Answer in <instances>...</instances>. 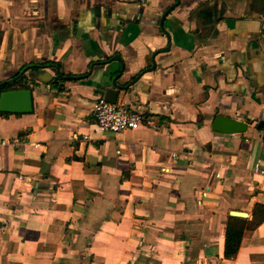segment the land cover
Returning <instances> with one entry per match:
<instances>
[{"label":"crops","instance_id":"crops-1","mask_svg":"<svg viewBox=\"0 0 264 264\" xmlns=\"http://www.w3.org/2000/svg\"><path fill=\"white\" fill-rule=\"evenodd\" d=\"M259 14L264 0H0V81L46 60L68 76L23 77L32 112L0 113L15 141L0 144V264H264V220L223 254L229 211L264 208ZM155 51L117 103L156 128L101 133L99 62L119 54L129 81ZM217 113L246 130L211 131Z\"/></svg>","mask_w":264,"mask_h":264},{"label":"water","instance_id":"water-1","mask_svg":"<svg viewBox=\"0 0 264 264\" xmlns=\"http://www.w3.org/2000/svg\"><path fill=\"white\" fill-rule=\"evenodd\" d=\"M167 12L168 11H164L159 22L161 28L164 31L165 29L163 26V20ZM168 49L169 47H166L162 50L168 51ZM157 53V51L152 53L151 65L147 66L145 69H141L140 71H138L136 76L129 81H122L120 79L124 71V62L122 61L119 54H114L106 61H100L99 63H101V65L107 66L105 67V69L100 71L99 81L94 84L95 88L103 94L96 96L95 101H97L99 98H103L108 102L118 104L126 109L133 110L141 114L147 113V110L141 108L139 109L119 104L117 103V99L121 93H126L144 72L155 69L156 63L154 60V56ZM113 61L119 63V66L115 70L111 68L110 64ZM47 69H51L52 71H54V74L51 75L49 72L46 71ZM23 77L46 84L58 79L60 80L68 78V76L62 75V73L60 72V64L55 61L46 60L42 62H34L24 65L17 75L6 81L0 82V113L26 114L32 112V89L30 87H21L17 85L9 88H1L4 83H14L18 78ZM70 78L76 79L79 77H77V75H72ZM247 124V120L243 121L237 118L217 113L211 118L210 130L219 134L241 133L246 130ZM229 215L238 216L242 218L247 216L245 212L236 210H230Z\"/></svg>","mask_w":264,"mask_h":264},{"label":"built area","instance_id":"built-area-1","mask_svg":"<svg viewBox=\"0 0 264 264\" xmlns=\"http://www.w3.org/2000/svg\"><path fill=\"white\" fill-rule=\"evenodd\" d=\"M92 114L96 126L101 133L119 134L141 127L156 128L150 115L126 109L118 104L108 102L103 98L95 101L92 107ZM14 142V140H0V144ZM254 169H259L258 164L255 165Z\"/></svg>","mask_w":264,"mask_h":264},{"label":"trees","instance_id":"trees-1","mask_svg":"<svg viewBox=\"0 0 264 264\" xmlns=\"http://www.w3.org/2000/svg\"><path fill=\"white\" fill-rule=\"evenodd\" d=\"M258 128H264V122L258 125ZM259 207H256V209ZM262 220H264V208L260 211V216H257V212H254L251 220L239 218L237 216H228V220L225 225L224 235V257L233 258L240 246L242 232L245 228H254Z\"/></svg>","mask_w":264,"mask_h":264},{"label":"flooded vegetation","instance_id":"flooded-vegetation-1","mask_svg":"<svg viewBox=\"0 0 264 264\" xmlns=\"http://www.w3.org/2000/svg\"><path fill=\"white\" fill-rule=\"evenodd\" d=\"M179 0H177V2H178ZM170 7H168L167 9H166V11H169L168 9H169ZM202 9H204V12L205 13H207V15H209L210 16V20H209V23H216V20L218 19L217 18V16H214V14H216L215 13V10L217 9V7L215 6V5H213V6H211V5H209V3H203L202 5H201V7H200V10L202 11ZM213 9H215V10H213ZM168 13V12H167ZM259 17H260V19H264V14H259ZM165 18V17H164ZM20 71V70H19ZM19 71L15 74V75H17L18 73H19ZM14 75V76H15ZM13 76V77H14ZM12 78V77H11ZM10 79V78H9ZM8 80V79H7ZM3 81H6V80H3ZM19 81H23L22 80V78H18L17 79V81L16 82H19ZM0 82H2V81H0ZM24 83H22L21 84V87L23 86V87H28L27 85H26V80L24 79V81H23ZM13 83H4L2 86H1V88H9V87H12L13 85H12Z\"/></svg>","mask_w":264,"mask_h":264},{"label":"rangeland","instance_id":"rangeland-1","mask_svg":"<svg viewBox=\"0 0 264 264\" xmlns=\"http://www.w3.org/2000/svg\"><path fill=\"white\" fill-rule=\"evenodd\" d=\"M15 84H17V85L21 86V84H22V81H19V82L13 83L12 85L14 86Z\"/></svg>","mask_w":264,"mask_h":264}]
</instances>
